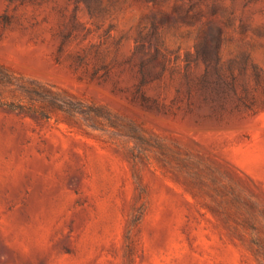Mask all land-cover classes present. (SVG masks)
<instances>
[{"label":"rangeland","instance_id":"1","mask_svg":"<svg viewBox=\"0 0 264 264\" xmlns=\"http://www.w3.org/2000/svg\"><path fill=\"white\" fill-rule=\"evenodd\" d=\"M0 63L133 133L0 106V264H264V0H0Z\"/></svg>","mask_w":264,"mask_h":264},{"label":"trees","instance_id":"2","mask_svg":"<svg viewBox=\"0 0 264 264\" xmlns=\"http://www.w3.org/2000/svg\"><path fill=\"white\" fill-rule=\"evenodd\" d=\"M0 106L11 112L41 119H52L60 113L82 116L87 125L95 130L110 129L127 136L133 134L122 130L120 120L101 106L65 89L21 76L2 63ZM134 138L139 139L137 135Z\"/></svg>","mask_w":264,"mask_h":264}]
</instances>
